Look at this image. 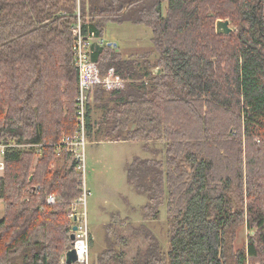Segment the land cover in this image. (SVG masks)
<instances>
[{
  "label": "trees",
  "instance_id": "trees-1",
  "mask_svg": "<svg viewBox=\"0 0 264 264\" xmlns=\"http://www.w3.org/2000/svg\"><path fill=\"white\" fill-rule=\"evenodd\" d=\"M77 7L78 0H0V142L45 144L8 146L3 155L0 264H61L71 244L82 173L56 144L77 130ZM80 7L85 31L98 38L110 22L148 26L158 54L127 58L104 40L95 45L101 73L114 68L127 84L90 89L88 133L97 127L105 140L142 141L146 150L164 144L155 157L128 162L126 177L148 198L145 219L165 207L167 248L141 224L146 247L127 261L110 246L113 235L119 244L126 238L108 225L107 248L93 264H264V0H80ZM220 19L234 31L217 33Z\"/></svg>",
  "mask_w": 264,
  "mask_h": 264
},
{
  "label": "rangeland",
  "instance_id": "rangeland-1",
  "mask_svg": "<svg viewBox=\"0 0 264 264\" xmlns=\"http://www.w3.org/2000/svg\"><path fill=\"white\" fill-rule=\"evenodd\" d=\"M133 27V28H132ZM152 32L148 26L126 22L123 25L110 22L106 26L104 41L118 43L124 46H141L136 50L124 51L125 57L146 58L155 60L158 54L153 51ZM130 44V45H128ZM129 48V47H128ZM101 111L94 113L97 119ZM97 127L88 133L85 149L86 162V204L79 206V212H85L91 234V259L93 264L99 254L107 248L106 227L114 226V230L126 238V243L119 244L117 236L111 237L110 246L114 251L122 254V258L131 261L139 250H144L146 242L142 237V226L151 229L167 248L168 224L166 209L158 219H145L142 207L148 198L137 193L127 182L126 164L135 157H153L155 150L161 149L162 141L149 142V149H145L144 142L108 141L97 134ZM125 224H128L125 226ZM139 231V232H138ZM246 239V231H242L239 243ZM113 244V246H112ZM109 247V248H111ZM117 264H120L118 262Z\"/></svg>",
  "mask_w": 264,
  "mask_h": 264
},
{
  "label": "built area",
  "instance_id": "built-area-1",
  "mask_svg": "<svg viewBox=\"0 0 264 264\" xmlns=\"http://www.w3.org/2000/svg\"><path fill=\"white\" fill-rule=\"evenodd\" d=\"M80 0H78L77 7V21L73 26L74 36V55L76 65L78 68V86L79 96L77 98V130L73 135L64 136V138L56 144L57 153L66 150L71 155V160H75L77 168L82 173L83 193L76 201L72 203V210L69 217L72 219L73 224L70 227V232L74 233V240L68 249H74L76 252L77 260L72 264H90L91 259V234L85 212H79V206L82 208L86 204L87 188H86V162H85V149L87 146L88 137V123H87V101L90 89L95 85H101L107 91L120 90L125 88L127 81L118 75L114 68H110L108 73L102 74L99 66L92 60V52L95 45H101L102 41H94L96 35L93 31H85L81 19ZM34 145L41 148L45 144H10L0 142V149L4 155L6 148L9 146H22L29 147ZM47 204H55L57 198L54 195L47 197ZM77 219V221L75 220ZM76 225L77 229L74 230L73 226ZM67 249V250H68ZM60 258L61 264H67L66 252Z\"/></svg>",
  "mask_w": 264,
  "mask_h": 264
},
{
  "label": "water",
  "instance_id": "water-1",
  "mask_svg": "<svg viewBox=\"0 0 264 264\" xmlns=\"http://www.w3.org/2000/svg\"><path fill=\"white\" fill-rule=\"evenodd\" d=\"M216 31L219 34H229L232 31H234V28L230 25V20L226 19V20H218L216 23ZM108 45H113V46H117V43H113V42H109ZM158 73L161 72V70L159 68L155 69ZM33 176H30V181L32 180ZM77 221V219H75ZM73 229L76 230L77 226L74 225ZM74 233L70 234V239L71 241L74 240ZM77 260V256H76V252L74 251V249H68L66 252V262L67 264H72Z\"/></svg>",
  "mask_w": 264,
  "mask_h": 264
},
{
  "label": "crops",
  "instance_id": "crops-1",
  "mask_svg": "<svg viewBox=\"0 0 264 264\" xmlns=\"http://www.w3.org/2000/svg\"><path fill=\"white\" fill-rule=\"evenodd\" d=\"M126 23V22H125ZM124 23H122L121 25H123ZM133 28V27H132ZM103 40H104V38H98V37H96V39H94V41H102L103 42ZM128 45H130V44H128ZM129 47V48H128ZM138 48H141V46H138L137 44H135V47H133V48H131V46H124V48H120L119 47V45H118V43H117V49L120 51V52H124V51H128V50H136V49H138ZM128 58V57H127ZM145 147V146H144ZM146 157V156H145ZM153 157H155V156H153ZM150 158H152V157H150ZM70 163H71V161H68L66 164H65V167H68V165H70ZM4 165H5V163H4V158H3V155H2V153H1V149H0V178H2L3 177V175H4ZM4 214H5V204H4V202H3V200L2 199H0V219H2L3 218V216H4Z\"/></svg>",
  "mask_w": 264,
  "mask_h": 264
}]
</instances>
